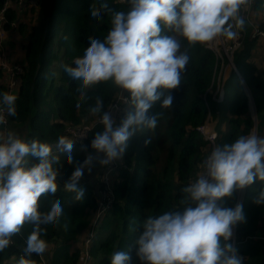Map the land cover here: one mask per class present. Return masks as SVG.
Wrapping results in <instances>:
<instances>
[{
	"label": "clouds",
	"instance_id": "9594fccd",
	"mask_svg": "<svg viewBox=\"0 0 264 264\" xmlns=\"http://www.w3.org/2000/svg\"><path fill=\"white\" fill-rule=\"evenodd\" d=\"M122 2L126 10L109 7L106 0L90 7L91 17L109 18V30L103 38L88 37V46L74 59V66L64 65L67 75L79 81L80 93L111 82L130 108L117 123L114 106L105 110L103 100L95 98L88 112L99 117L102 131L91 140L93 151L81 162L72 155L75 141L67 137H59L53 151L48 143L0 130V252L25 225L31 226L17 264H35L33 254L43 257L49 246L43 238L47 226L60 224L64 215L60 199H49L48 209L41 211V198L55 197L60 186L61 155L73 167L63 190L83 201L85 190L79 181L85 170L90 172L95 161L104 166L120 159L134 134L154 131L158 122L157 115L150 114L154 103L172 107L169 90L181 85L190 59L187 50L182 51V41L191 47L235 40L246 24L241 13L253 0ZM17 99L10 92H0V125L16 116ZM80 150L86 151V146ZM201 168L197 178L182 188L176 209L142 221L134 241L138 264H242L238 250L228 242L234 227L246 221L243 205L229 208L223 203L260 182L253 203L264 205V137L250 132L215 144ZM131 260L129 252L116 251L110 264H131Z\"/></svg>",
	"mask_w": 264,
	"mask_h": 264
},
{
	"label": "trees",
	"instance_id": "16d2710c",
	"mask_svg": "<svg viewBox=\"0 0 264 264\" xmlns=\"http://www.w3.org/2000/svg\"><path fill=\"white\" fill-rule=\"evenodd\" d=\"M101 2L104 0H49L42 38L39 41L35 39V26L27 30L24 65L15 93L18 97L17 114L7 118L9 131L26 140L36 139L52 145L59 137H65L67 127L81 125L97 117L88 112L97 96L103 100L105 110L116 98L119 90L111 82L97 84L80 93L79 81H74L64 71V65L74 66V59L83 55L88 37L103 38L109 30L107 16L96 19L89 12L90 7H99ZM106 2L117 10L127 8L122 0ZM3 5L4 0H0V10ZM263 5L264 0H253L251 6L254 11L251 20L258 25L261 23L256 20V15ZM5 16L7 21L20 20V12L13 7L7 9ZM5 27L8 28V24ZM251 30L252 25L246 22L242 46L233 52L232 57L251 101L233 71L224 82L223 101L217 103L210 97L207 99L208 89L215 85L214 69L218 66L215 55L205 46L189 47L182 41V51L187 50L190 59L182 73L181 85L169 90L173 96L172 107L160 108L159 101L153 104L150 114L157 115L156 129L130 138L121 157L122 166L113 177L115 201L101 221V228H107L109 232L100 241H97L96 234L91 245L92 261L96 264H110L116 251L129 252L131 264H138L134 241L142 230V221L149 215L176 209L183 195L182 188L203 171L201 164L209 146L197 128L207 119L216 120V144L232 142L254 129L264 137V69L255 61L261 41L251 38ZM0 92H7L1 84ZM252 105L255 120L251 114ZM128 111L129 107L117 123ZM0 130H4L3 125H0ZM100 131L102 125H95L80 144L74 145L72 155L75 160L82 162L93 151L91 140ZM149 139L150 142L145 144ZM81 145L86 146V151L80 150ZM61 160L60 186L55 197L41 198V211L48 209L49 199H60L64 215L60 224L47 226L43 238L49 246L43 257L35 254L30 257L35 264H75L78 251H69L67 243L77 237L78 240L90 227L96 206L87 174L79 181V186L85 190L83 201L74 200L73 193L63 190L73 167L64 162L62 155ZM115 178L118 181L115 182ZM261 187V183L256 182L243 189L239 201L246 221L235 226L233 246L238 250L242 264H264V205L253 203ZM237 192L224 200V207L231 208L237 204ZM65 223L67 229L63 227ZM84 228L85 231L81 232ZM30 232L31 226L25 225L21 233L12 238L13 243L0 252V264H17Z\"/></svg>",
	"mask_w": 264,
	"mask_h": 264
},
{
	"label": "rangeland",
	"instance_id": "374dc122",
	"mask_svg": "<svg viewBox=\"0 0 264 264\" xmlns=\"http://www.w3.org/2000/svg\"><path fill=\"white\" fill-rule=\"evenodd\" d=\"M8 2L10 4V6L14 7L19 2L23 4L24 0H8ZM35 3H36L35 7H33V10H29L28 14H27L25 6H24V8H22L20 20L18 22L17 27L15 26L14 28H9V29L3 28V37H2V42H1V46H0V64L6 65V66H11L12 64H17L20 66V64L23 63L25 46L28 43L27 42V30L29 28H32L33 26H35V39L39 41L42 38L43 30H44V24L46 21V14H47V7H48L49 0L28 1L29 7L34 5ZM249 12H250V7L248 9L242 11V13H241V15H243L245 21H247L249 18V16H248ZM256 20H258L259 23H261L260 26L264 30V7H263V9H261V11H259L258 15H256ZM21 26H23L22 32L20 31ZM252 32H253V29H252ZM250 33H251V31H250ZM238 38H239L240 46H242V39H243V32L242 31H239ZM229 41H232V40L222 39L221 41H218V42H216L210 46H205V48H207V49H209V47L212 48L215 53L211 49H209V50L214 53L215 58L217 57L218 66L215 67V69H214L216 86L214 85L215 88L208 90V94H207V99H209V97H210L213 101H215L217 103H220L223 101V98H224V82L229 77V75L232 72L233 67H234V64L232 62L233 52L235 49L238 50V46H235L232 50H230L231 43ZM260 41H261V39H260ZM236 43L237 42H235V44ZM222 46H223V48H222ZM262 48L264 50V44H262ZM262 48H261V50H262ZM255 61L257 62L259 67L264 69L263 51L255 53ZM0 70L3 73V76L0 77V84H1V81L3 80V77L6 74V71H5V68H3L2 66H0ZM15 78H16L17 87H18L19 75H16ZM220 90H223L222 97H220L221 99L219 98ZM251 114H252V118L255 120L256 117H255V114H254L252 109H251ZM215 125H216V120H211L209 118L204 122L203 125H201L199 130L197 129V131L205 139L207 138L206 141L208 142V146H209L208 154L210 153V151L212 149V142L210 141L209 134H212V133L215 134V138L213 139V142L218 137V132L215 129ZM6 131H9V129H6ZM255 134L260 136L257 132ZM65 137H68V135L65 134ZM55 145L56 144H54V146ZM54 151H56L55 147H54ZM87 172L88 171H86L85 174H87ZM116 181H118V179H116L115 182ZM93 211H95V209ZM85 229L86 228H84L81 232L85 231ZM95 230H96V234L98 237L97 241L104 240L106 238L108 232H109V230L107 228L106 229L101 228V221L97 224ZM77 238L74 240H71L67 243L69 251L78 250L79 241L77 240ZM90 264H96V262L92 261Z\"/></svg>",
	"mask_w": 264,
	"mask_h": 264
},
{
	"label": "built area",
	"instance_id": "2783aa9c",
	"mask_svg": "<svg viewBox=\"0 0 264 264\" xmlns=\"http://www.w3.org/2000/svg\"><path fill=\"white\" fill-rule=\"evenodd\" d=\"M28 1H32V0H24L23 4L19 2L16 6L13 7V6H10L8 0H4V5L2 9L0 10V46H1L2 37H3V28L9 29V28H14L15 26L17 27L18 22H19L18 19L7 21L5 12L7 11L8 8L13 7V8H16L20 12V15H21L22 8H24L25 6L27 14H28L29 10H31L36 5L35 3L34 5L29 7ZM251 6H250V12L248 15L249 18L246 22L252 25L253 32L251 30V33H250L251 38H258L259 40L261 39V48H262V44H264V38H263L264 30L261 28L260 25L252 22L251 17L254 15V12L252 11ZM7 24H8V28L5 27V25ZM229 42L231 43L230 50H232L235 46H238V49L241 48L238 37L235 40H232ZM235 42L237 43L235 44ZM261 48H260V52L263 51V54H264V50L263 48L261 50ZM209 49H211L214 52L212 48L209 47ZM234 51H236V49ZM216 61H217V57H216ZM23 65L24 63H21L20 66L17 64H12L11 66L0 64V66L5 68V71H6V74L3 77V80L1 81V85L6 87L7 92H10L12 94L16 93L17 81H16L15 76L20 75L22 73ZM215 86H216V80H215ZM222 94H223V90H220L219 98L222 97ZM204 99H205V96H204ZM112 106H114L112 108V114L114 118L116 119V121L128 109L126 100L119 94H117L116 98L111 102V104L108 106L107 109L111 108ZM97 124H100L98 116L90 121L84 122L81 125L69 126L66 128V135H68L67 138L74 140L75 141L74 145L80 144L81 139H83L90 132V130ZM3 126H4V131H6L8 123ZM200 127L201 126H199L197 129L199 130ZM209 136H210V141L212 142V147H213L216 144V139L213 142V139L215 138V134L212 133V134H209ZM121 166H122L121 158L114 160L107 165L101 166L97 179H95V181L91 184V189L94 195L96 206H95V211H93V214H92L93 216H92V220L90 223V227L78 239L79 240V245H78V250H77L78 259L75 264H90L92 262L91 245L96 235L95 228L97 224L100 221H102L105 214L112 208L114 204L115 194L113 190V177L116 175L118 169ZM234 236H235V232L233 230V236L230 239V242H232V245L235 239ZM43 264H45V262Z\"/></svg>",
	"mask_w": 264,
	"mask_h": 264
},
{
	"label": "crops",
	"instance_id": "0c3cea01",
	"mask_svg": "<svg viewBox=\"0 0 264 264\" xmlns=\"http://www.w3.org/2000/svg\"><path fill=\"white\" fill-rule=\"evenodd\" d=\"M24 63V62H23ZM254 133H256V131L254 130L253 131ZM53 146V145H52ZM54 147V146H53ZM57 154H59V153H57ZM100 169H101V165L99 164V162L98 161H95V163L93 164V166H92V169H91V171L90 172H87V176L90 178V185L95 181V179H97V177H98V174H99V171H100ZM87 170H85V172H86ZM239 192L240 191H238L237 192V199L239 198L240 199V197H241V195H239ZM241 193H242V190H241ZM93 213V212H92ZM259 225H260V223H259ZM258 225V226H259ZM255 239V238H254ZM256 240V239H255Z\"/></svg>",
	"mask_w": 264,
	"mask_h": 264
},
{
	"label": "water",
	"instance_id": "95a60500",
	"mask_svg": "<svg viewBox=\"0 0 264 264\" xmlns=\"http://www.w3.org/2000/svg\"><path fill=\"white\" fill-rule=\"evenodd\" d=\"M232 71H233V72L239 77V80H240L241 84L244 86V89H245V91H246V93H247V95H248V97H249V99H250V101H251L250 93H249L247 87L245 86V84L243 83V81H242V79H241L239 73L237 72L235 66L233 67V70H232ZM251 104H252V102H251ZM252 108H253L252 110H253V112H254V114H255V110H254L253 105H252ZM239 195H241V191L239 192ZM239 201H240V199L238 198V199H237V204L239 203ZM233 230H234V232H235V227H234Z\"/></svg>",
	"mask_w": 264,
	"mask_h": 264
}]
</instances>
